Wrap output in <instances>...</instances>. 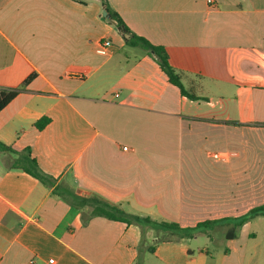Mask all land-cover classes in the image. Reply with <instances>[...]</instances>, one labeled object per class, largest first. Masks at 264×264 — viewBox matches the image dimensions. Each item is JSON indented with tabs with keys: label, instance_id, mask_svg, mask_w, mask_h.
Listing matches in <instances>:
<instances>
[{
	"label": "crops",
	"instance_id": "1",
	"mask_svg": "<svg viewBox=\"0 0 264 264\" xmlns=\"http://www.w3.org/2000/svg\"><path fill=\"white\" fill-rule=\"evenodd\" d=\"M106 1L198 99L126 50L103 0H0V92L34 76L0 112L13 150L0 149V264H264V216L235 226L264 205V0ZM70 194L218 223L173 235L92 216Z\"/></svg>",
	"mask_w": 264,
	"mask_h": 264
},
{
	"label": "trees",
	"instance_id": "2",
	"mask_svg": "<svg viewBox=\"0 0 264 264\" xmlns=\"http://www.w3.org/2000/svg\"><path fill=\"white\" fill-rule=\"evenodd\" d=\"M104 8L108 12L109 18L111 21L115 22L116 28L119 30V32H122L124 34L125 44L130 47H140L148 52H150L151 56L154 58V60L158 63L160 68L163 70V72L167 75L170 83L177 86L181 94L185 97H189L192 100H197L198 98L192 94L190 91H188L183 82H182V73L176 70L171 64L169 60L168 53L166 52L165 48L162 46L155 45L151 43L149 40H147L144 37L138 36L134 32H132L129 27L126 25L122 17L115 11L111 9L110 4L103 0ZM34 78V76L29 77L24 87ZM23 86L17 89H11V90H2L0 92V112L7 107L12 100H14L22 91L25 90ZM50 119L45 117L39 120L35 125L38 129L44 128L48 123ZM0 149L3 151H13L9 146H6L5 144L0 142ZM29 151H26L25 154L27 157H29ZM33 164L34 166L32 169H29L27 172H29L33 177L38 179L42 184L51 186L53 185V181L50 177L42 174L37 164L34 160ZM70 200L71 202L78 206H91L92 209V216H104L112 220L122 221L127 224L136 223L138 225H141L143 227L148 226L151 227L154 230H163V231H169L171 234H177L179 236H193L196 234L199 230L208 228L212 226V224H217L218 221H208L199 224L198 226L194 228H181L179 224L174 222H169L166 220H154L150 217H142L138 215H130L124 212L122 209L119 208V206L111 204L105 200H103L101 197L98 196H92L89 198H82L73 194H70ZM264 216V205L254 208L251 210L248 214L240 217L236 221V227H241L244 222H247L253 217L256 216ZM170 234V233H169ZM164 241H170V236H165L163 238Z\"/></svg>",
	"mask_w": 264,
	"mask_h": 264
},
{
	"label": "built area",
	"instance_id": "3",
	"mask_svg": "<svg viewBox=\"0 0 264 264\" xmlns=\"http://www.w3.org/2000/svg\"><path fill=\"white\" fill-rule=\"evenodd\" d=\"M209 3H213L212 0H208ZM97 52L102 55V56H106L109 57L111 55H113L114 53V44L112 42L111 39L109 38H105L103 41L100 42L99 47L97 49ZM127 149V148H124ZM214 157L218 158L219 155L218 154H214ZM51 262H53V260H51Z\"/></svg>",
	"mask_w": 264,
	"mask_h": 264
},
{
	"label": "rangeland",
	"instance_id": "4",
	"mask_svg": "<svg viewBox=\"0 0 264 264\" xmlns=\"http://www.w3.org/2000/svg\"><path fill=\"white\" fill-rule=\"evenodd\" d=\"M142 49H143V48H140V47H128L126 50H129V51L135 52V51L142 50Z\"/></svg>",
	"mask_w": 264,
	"mask_h": 264
},
{
	"label": "water",
	"instance_id": "5",
	"mask_svg": "<svg viewBox=\"0 0 264 264\" xmlns=\"http://www.w3.org/2000/svg\"><path fill=\"white\" fill-rule=\"evenodd\" d=\"M104 18H109L108 12L104 11L103 13ZM14 171H23L22 169H14Z\"/></svg>",
	"mask_w": 264,
	"mask_h": 264
}]
</instances>
